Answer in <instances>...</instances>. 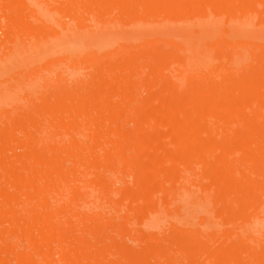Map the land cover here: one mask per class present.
<instances>
[{"label":"bare ground","instance_id":"obj_1","mask_svg":"<svg viewBox=\"0 0 264 264\" xmlns=\"http://www.w3.org/2000/svg\"><path fill=\"white\" fill-rule=\"evenodd\" d=\"M61 1L0 0V31L4 34L0 42L1 163L5 166L8 162L10 157L4 156L11 143L23 149L19 155L13 154L22 166L4 169V182L0 180L2 184L7 182L5 188L0 187L1 260L2 254L5 262L11 254L17 264H52L56 260L57 264H82L90 245L87 234L101 242L100 238L113 229L112 217L99 220L102 208H114L111 195H107L113 177L89 179L87 170L97 148L122 126L121 106L111 101L115 96H124L126 118L134 121L137 131L115 139L107 153L116 151L121 140L142 154L149 143L166 135L167 144L174 142L188 149L159 152L173 156L178 168L184 166L192 176L198 174L195 165L203 163L211 148L213 157L221 159L222 169L234 167L238 153L243 152L252 163L244 166L240 178H231L222 185L224 180L217 173L202 184L203 191L214 190L216 203H226V196L233 193L240 201L251 199L254 206L264 201V181L259 183L256 195L248 197L244 193V188L250 186L245 182L246 172L264 163V79L252 72L257 68L264 73V0ZM223 35L226 43L234 40L239 48L251 43L250 53L260 59V64H249L242 78L225 83L222 81L226 76L215 83L209 80L211 77H193L186 81L188 88L180 89L177 79L168 77L158 89L159 69L177 64L183 48L189 44L195 48L211 46L224 54L227 48L222 47ZM161 56L167 60H160ZM225 68V73L232 71ZM252 80H256V90L251 100L244 103L241 95L234 99V88ZM99 82L106 87L91 86ZM134 86L141 90L137 97L129 93ZM142 92L157 98L154 107L146 109L152 113L149 118L138 105L145 95ZM10 96L14 99L7 102ZM177 106L183 109L180 115L174 113ZM161 111L169 121L166 131L158 121ZM231 113L239 114V119ZM151 123L157 131L145 136L140 128ZM217 127L223 129L221 141L215 137ZM233 132L240 134L238 139H232ZM86 136L92 138L87 156ZM152 154L158 155V150ZM104 156L109 162L106 153ZM156 163L149 171L136 175L143 188L128 199L136 214L143 211V206L158 202V173L166 168ZM7 184L15 190L7 189ZM88 205L91 213L85 210ZM5 225L11 227L4 229ZM123 233L119 228L110 235L106 250L110 255ZM16 236L24 241L23 245L26 243L23 247L16 245L22 242ZM55 242L60 244L55 252L60 261L50 259L55 256L51 254ZM147 243L154 247L157 260L160 252L166 253L165 262L170 261L168 252L158 244ZM222 246L218 251L228 252L229 257L216 264L242 262L246 254L256 264H264V239L256 245L233 241ZM123 248L128 251L130 247ZM109 254L98 255L96 262L115 264Z\"/></svg>","mask_w":264,"mask_h":264},{"label":"rangeland","instance_id":"obj_2","mask_svg":"<svg viewBox=\"0 0 264 264\" xmlns=\"http://www.w3.org/2000/svg\"><path fill=\"white\" fill-rule=\"evenodd\" d=\"M63 1L64 0H62L60 4H63ZM68 1L71 2L73 0H67L65 2ZM231 1L238 3L243 0ZM15 18L18 20L20 19V17ZM15 18H10L9 20L16 22ZM3 38L4 34L0 31V42ZM221 39H223L222 47L227 48L224 54L218 52L217 48L214 49L211 46L195 48L189 44L185 49L183 48L180 52V60L177 64L159 69L158 89H160L159 85L168 77L177 79L180 83V89L188 88L189 86L185 85L186 81L193 77L200 78L201 80L211 77L209 80L215 83L220 79V76H226V79L222 81V83H225L233 78H242L246 74V71L248 70L246 66L249 64H254V66L260 64L258 63L260 59L254 58L250 53L251 43H245L244 48H239L236 41L230 40L226 43L224 35ZM160 60L165 61L167 58L161 56ZM225 67L231 68L232 71L225 73V70L228 69ZM252 72L258 78L263 77L264 79V73L261 72L260 69L256 68ZM211 75L217 76L212 77ZM222 78L224 79V77ZM94 84L95 85H91L93 88L95 86L94 89H104L106 87L105 83L102 84V82ZM255 90L256 80L245 82L243 85H237L233 90L234 99H238L241 95V101L247 103L251 100L250 97ZM140 92L141 90L135 86L129 91L131 97L139 96ZM262 95L264 96V93ZM8 99L9 101L7 102H10L14 98L10 96ZM123 100L124 96H115V98L111 100L112 103L121 106L119 116L122 126L111 137H107V139L103 141L102 147L97 148L98 153H96L95 158L92 157L89 159L91 165H89L87 170L89 179L103 175L113 177L111 181L112 187L107 190V195H111L114 208L112 209L106 206L100 210L99 215L100 221L112 217L114 220V223L111 225L113 229L109 231L108 235L100 238L102 240L101 242L96 240L91 233L87 234V239L90 245L87 256L83 257L82 264H109V261H101L97 263L95 258L102 253L107 252L109 254V251L106 250L111 243L110 235H115L116 230L119 228H122L124 233L121 236H118L117 249L110 252L111 255L109 254L115 261V264H216L219 260L223 261L229 257L228 252L218 251L219 248L223 247L222 245H224V243L239 241L247 245H256L260 240L264 239V201H260L254 206L252 205L253 202L251 199H246L245 197L246 200L240 201L238 199V194L233 193L226 196V203H216L214 201L215 191L210 189V192L207 193L204 192L202 188V184L211 179V177L217 173H219L222 180H224L222 185L231 178H240L244 166L252 163L251 159L244 155L243 152L238 153L239 159L235 161L234 167L222 169L221 159L216 156L213 157L214 149L211 148L210 153L207 154L203 163L195 165L198 174H192V176L184 166L178 168L179 166H177L176 159H174L173 156L166 157L163 152H159L162 150L167 152L171 150L173 153H180L185 152V149H188L177 146L178 143L173 145L174 142H172V144H167L166 140L168 137L166 135L163 136L164 138L160 136L159 139L149 143L145 152L142 154H138L135 151V147L123 143L121 140L116 144V151L107 153L106 151L113 146L115 139H121L123 135H129L137 131L134 121L126 118L127 104L123 103ZM27 101L30 103L31 99H28ZM221 101L222 99H219V102ZM138 102V105L143 111V115L146 118H149L152 113L151 111H146V109H152L155 102L157 103V98H153L146 93ZM256 104L257 101L253 103L254 106H256ZM6 106L10 105L7 103ZM26 109L27 110L25 111L28 112L29 109ZM182 111L183 109L179 106L174 109L175 115H180ZM230 116L239 119V114L237 113H231ZM83 117L84 116H82V118ZM80 121H83V124H86L84 119H81ZM158 121L161 128L166 131L169 127V121L167 120L165 111L158 113ZM153 124L154 123L142 126L140 128L141 132L145 136H148L151 133H156L157 127ZM216 131L217 133L215 134V137L217 140L221 141L223 138V129L217 127ZM14 134L19 133L15 132ZM230 135L234 140L238 139L240 136L238 132H233ZM83 138L87 150V156L92 149V138L88 136ZM167 141H169V139ZM68 143L69 142L66 144ZM16 144L14 142L11 143L9 147L7 146L10 148V151L7 150L8 156L4 151L3 154L6 156H3L6 158L10 157L8 158L10 160L14 158V153V155L17 153V155H19V153L23 152H20V150L23 149L21 147L18 148ZM192 146H197V144L195 143ZM154 150H158V155L152 154ZM105 153L107 154L109 162H107V159L104 156ZM65 158L67 157H64L63 159ZM0 160V164H2V159ZM156 161H158V166L166 168L163 172L158 173V202L153 206H143V211L140 214H136L130 208L128 201L129 198L140 193L142 190L141 188H143L142 180H137L138 177H136V175L149 171L155 167L157 165ZM8 162L6 161L5 166L2 164L3 169L1 167L0 170V180L2 181L5 179L4 169L22 166V163L19 164L18 160H14L12 163L10 162L9 165ZM68 163L70 164V162ZM218 167L220 168L219 171ZM172 168L176 169L173 170ZM112 170L116 172L112 174ZM246 176L248 178L245 180L246 185L249 184L250 186L247 189L244 188V193L248 197H251L260 191L259 183L264 181V163L260 164L258 169L246 172ZM179 179L180 181L178 182ZM6 183H0V187L3 188L4 186L5 188ZM160 184H162L161 187ZM7 185V189H12V191L15 190L10 186L11 184ZM16 191L18 190L16 189ZM85 210L91 213V207L89 205L86 206ZM9 226L10 225H5L4 229L6 227H11ZM2 230L3 229L0 227V231ZM17 237L18 236H16V238ZM147 240L158 244L162 250L168 252L167 254L170 261L165 262L166 253L160 252H158L157 260L154 257L156 253L155 249L148 245ZM21 241L19 238V242ZM23 243L24 241L19 244L17 242L16 245L20 246L22 244V246H20L21 248L26 244L23 245ZM59 245L60 244L57 242L52 243L54 251L51 249L53 251H51V254L55 255L57 250L56 247ZM124 245L125 247L127 245L130 247L128 251L123 250ZM25 248H22V250L20 249V251H23ZM254 250L255 249H252V252ZM57 255L58 254L55 256ZM3 256L4 255L2 254V260L0 259L1 263L17 264L13 255L10 254L8 257L5 255V257H7L4 258L7 259L6 262L3 260ZM55 256L50 259L54 261L53 259L56 260L59 258L60 261V256ZM197 259L199 260L197 261ZM55 262L56 263L52 262V264H57V260ZM232 264L256 263L251 259L249 254H246L242 262L235 260Z\"/></svg>","mask_w":264,"mask_h":264}]
</instances>
